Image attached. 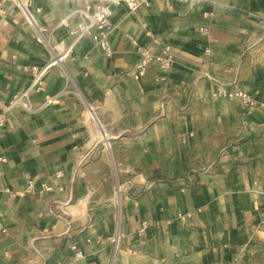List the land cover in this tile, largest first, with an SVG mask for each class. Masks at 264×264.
Returning <instances> with one entry per match:
<instances>
[{"label":"crops","instance_id":"obj_1","mask_svg":"<svg viewBox=\"0 0 264 264\" xmlns=\"http://www.w3.org/2000/svg\"><path fill=\"white\" fill-rule=\"evenodd\" d=\"M103 1L5 0L0 99L29 89L30 67L71 54L0 130V264H264V112L216 95L220 84L264 101V0L115 7L111 57L70 34L77 15L60 24ZM164 46L172 67L134 80L141 51ZM32 179L63 190L20 195Z\"/></svg>","mask_w":264,"mask_h":264},{"label":"built area","instance_id":"obj_2","mask_svg":"<svg viewBox=\"0 0 264 264\" xmlns=\"http://www.w3.org/2000/svg\"><path fill=\"white\" fill-rule=\"evenodd\" d=\"M5 0H0V19L4 18L7 14L5 6ZM150 0H104L103 3L96 6L94 9L87 5L82 9H76L66 18H64L60 24L61 25H69V20L72 16L77 15L79 17V22L76 28L70 31L71 35L82 36L89 35L92 37L95 44L101 50V52L107 56L111 57L114 54V48L110 41V35L113 31V24L111 22V17L113 15V9L119 6H125L129 12L135 13L140 7H150ZM22 9L24 14L26 15L29 22L32 24H36L35 18L33 14L29 11L27 6L22 5ZM207 14L204 16L207 18ZM44 29L40 28V32L43 33ZM200 34L206 38V40L210 43L213 41V37L211 35V31L208 26L202 25L199 28ZM157 40H155L156 42ZM136 44V41H133ZM211 52L210 48L207 47L205 49V54L209 55ZM71 54V47L65 50L61 54H54L52 60L46 65L32 66L27 71L30 72L31 75V85L28 90L22 93H16L13 95L10 101H4L0 99V130L4 129L7 125L8 116L14 107L20 106L23 109L29 110L30 103L28 101V96L30 93H41L45 90V77L49 73L50 69L56 65L62 64ZM174 62V54L170 46H164L159 54H155L151 49H144L140 53V58L135 63L132 70V77L134 80L142 79L147 69L151 65H157L159 68L163 70L170 69ZM216 95L221 98L234 99L239 98L246 108L249 111H254L256 109H261L264 112V101H256L253 96L244 91L239 87L227 88L223 85H216ZM54 102V98L50 96H46V104H52ZM92 118L95 121H98L95 115V112L92 107H90ZM191 136V133L190 135ZM101 137L104 139V146L106 149H110L111 145L108 140H105V134L101 131ZM186 136H183L182 139L186 140ZM1 161H5L4 158L0 159ZM63 176L62 172H58L55 177L57 179H61ZM58 188L59 190H63L62 185L54 186L48 182L37 183L35 180H29L25 189L20 192V195H38L45 192H51ZM200 212V210H199ZM193 217L192 213H179L177 215V219L186 222ZM147 229V223H143L138 230L139 234H143ZM0 232L5 234L7 231L0 224ZM122 234H119L117 237V242L122 237ZM73 250L76 251V257L81 259L84 257L82 251L78 250L76 246H73Z\"/></svg>","mask_w":264,"mask_h":264}]
</instances>
